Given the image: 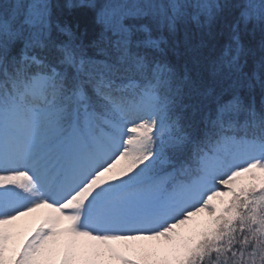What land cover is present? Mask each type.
Wrapping results in <instances>:
<instances>
[{"label":"snow or ice","instance_id":"snow-or-ice-1","mask_svg":"<svg viewBox=\"0 0 264 264\" xmlns=\"http://www.w3.org/2000/svg\"><path fill=\"white\" fill-rule=\"evenodd\" d=\"M250 22L264 0H0V264H264Z\"/></svg>","mask_w":264,"mask_h":264},{"label":"trees","instance_id":"trees-1","mask_svg":"<svg viewBox=\"0 0 264 264\" xmlns=\"http://www.w3.org/2000/svg\"><path fill=\"white\" fill-rule=\"evenodd\" d=\"M59 2L62 3V0H59ZM106 0H95L96 4H99L101 6L105 5ZM87 11V18L89 21H91L93 12L91 9L86 10ZM64 15H69L67 10H63ZM238 14V13H234ZM73 16H79L80 10H74L72 13ZM249 31L251 35L248 37V41L250 42L249 46L253 48L254 50V58L259 59L261 55H264V52L261 51V42L264 40V33L261 31V27L256 25L254 22L249 23ZM226 31V30H225ZM224 38L222 37V40ZM251 62V61H250Z\"/></svg>","mask_w":264,"mask_h":264}]
</instances>
